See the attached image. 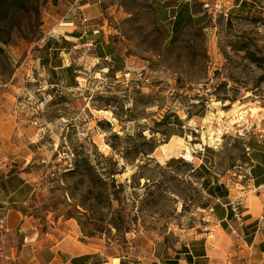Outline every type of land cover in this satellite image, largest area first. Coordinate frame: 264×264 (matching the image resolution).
Here are the masks:
<instances>
[{
  "label": "rangeland",
  "instance_id": "1",
  "mask_svg": "<svg viewBox=\"0 0 264 264\" xmlns=\"http://www.w3.org/2000/svg\"><path fill=\"white\" fill-rule=\"evenodd\" d=\"M207 1L211 10L179 0L175 27L163 7L175 0H109L96 22L127 60L123 74L81 48H45L62 39L52 34L56 0H34L16 31L1 26L0 165L34 185L36 222L73 221L82 242L119 264H152L156 244L174 254L184 231L204 226L213 199L201 177L223 181L246 162L242 128L264 129V63L238 50L264 57V0ZM63 63L80 72L74 89ZM171 115L181 122L161 123ZM77 155L99 163L100 182L68 175ZM178 158L186 164H167Z\"/></svg>",
  "mask_w": 264,
  "mask_h": 264
},
{
  "label": "crops",
  "instance_id": "2",
  "mask_svg": "<svg viewBox=\"0 0 264 264\" xmlns=\"http://www.w3.org/2000/svg\"><path fill=\"white\" fill-rule=\"evenodd\" d=\"M56 1L58 5L49 6L50 13L55 14L50 17L52 34L61 36L68 51L78 48L89 51L88 59L102 64L103 70L112 68L116 74H123L127 70V60L107 36H101L96 22L109 9L106 8L109 0ZM180 4L179 0L163 4L168 18L165 22L173 21L175 27L185 19L184 7ZM83 17L88 20L87 34H84ZM69 54L64 50L60 56ZM69 67L64 63L58 66L67 73L73 69ZM72 73V79L65 83L74 89L78 84L76 74L80 72L73 69ZM244 141L252 182L249 185L234 183L230 190L219 180L217 184L212 182L209 187L213 195L207 194L213 203L209 206L211 213L203 219L204 226L184 231L180 247L174 254L164 242L156 244L152 264H264V129L254 130ZM257 188L259 191H253ZM34 192L35 187L27 177L18 172L11 173L0 165V217H6L8 228L6 257L0 255V264L106 261L96 249L78 238L79 231L73 221H64L61 225L36 222L30 205ZM237 198L242 202L243 226L235 222L230 207Z\"/></svg>",
  "mask_w": 264,
  "mask_h": 264
},
{
  "label": "trees",
  "instance_id": "3",
  "mask_svg": "<svg viewBox=\"0 0 264 264\" xmlns=\"http://www.w3.org/2000/svg\"><path fill=\"white\" fill-rule=\"evenodd\" d=\"M34 0H0V28L3 24H9L10 28L14 31H16L18 26V20L19 15L22 12L35 10L38 11L35 7H33ZM242 4H246L245 2L241 1ZM46 49H48L51 52H62L65 50V52H68V47L65 46L64 41L61 39L60 42L54 41L53 39H48V43L45 46ZM239 51H245L247 58L252 61L257 66H262L264 63V57H258L254 52H251L248 49V44H244L239 47ZM57 54V53H56ZM55 55V53H54ZM71 66L69 67V69ZM78 86V85H77ZM76 86V87H77ZM173 118L176 122H181V119L177 115H171L164 117L162 124L170 125V120ZM115 138H118L115 136ZM156 148L155 144H152L151 151L153 152ZM72 168L67 172L68 175H77L81 174L82 176L84 174L89 175L91 177V182L93 184H97V182H100L102 179H100L96 172H98L96 169L100 168V166L95 163L94 161H91L90 157L88 155H83L82 157H79V155L75 156L72 161ZM168 165H174V164H186L183 159H172L168 163ZM118 173H109L110 177L112 178V181H115V176ZM209 173H206L203 177H201V185L202 188L205 190L206 193L209 195H213V192L210 189V184L212 182H215V184L218 183V180L208 175Z\"/></svg>",
  "mask_w": 264,
  "mask_h": 264
},
{
  "label": "built area",
  "instance_id": "4",
  "mask_svg": "<svg viewBox=\"0 0 264 264\" xmlns=\"http://www.w3.org/2000/svg\"><path fill=\"white\" fill-rule=\"evenodd\" d=\"M185 3H189L191 1L194 2H198L200 4L203 5V8L207 9V10H211L212 9V5L207 1V0H182ZM219 8H221L220 4H217L215 9L219 10ZM82 23L86 26V24L88 23V20L86 18H82ZM84 34L88 33V28L87 26L84 29ZM254 128L252 125L249 126H245L242 128V130L239 132V136L241 138L246 139L250 134H252L254 132ZM246 152L248 153V150L246 149ZM246 157L249 158V155L246 154ZM223 183V185L225 186V188L227 190H230V188L232 187V185L234 183L237 184H241V185H249L252 182V174H251V168L248 164V162H244V163H237L236 165H234L232 168H230L224 178L223 181H221ZM253 191H259V189H253ZM231 211L233 213V217L235 219V222L239 225V226H243L244 222H243V218L241 215V207H242V202L240 198H237L236 200H234L231 204ZM8 232V228H7V219L5 216L0 217V255L5 256V250H6V235ZM6 257V256H5ZM63 264H71V263H63ZM90 264H111L108 261H99L96 263H90Z\"/></svg>",
  "mask_w": 264,
  "mask_h": 264
},
{
  "label": "bare ground",
  "instance_id": "5",
  "mask_svg": "<svg viewBox=\"0 0 264 264\" xmlns=\"http://www.w3.org/2000/svg\"><path fill=\"white\" fill-rule=\"evenodd\" d=\"M245 107H246L245 105L240 106L239 109H238V111H239V110H244ZM253 111H255V110H253ZM244 114H245V112H242V113H240V114L238 115V117H239V119H238V121H237L238 123H239V122H242V121L245 120V115H244ZM213 135H214V134L211 135V143H215L216 141H218V140H214V139L212 138ZM186 152H187V154L190 153L189 150H187ZM115 264H118V263H115Z\"/></svg>",
  "mask_w": 264,
  "mask_h": 264
}]
</instances>
